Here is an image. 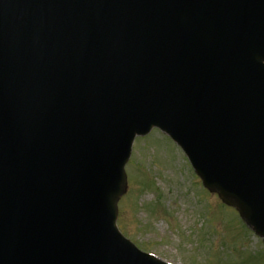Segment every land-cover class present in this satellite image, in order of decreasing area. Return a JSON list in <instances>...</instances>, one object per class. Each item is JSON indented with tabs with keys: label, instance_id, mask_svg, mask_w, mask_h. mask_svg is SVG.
I'll use <instances>...</instances> for the list:
<instances>
[{
	"label": "water",
	"instance_id": "obj_1",
	"mask_svg": "<svg viewBox=\"0 0 264 264\" xmlns=\"http://www.w3.org/2000/svg\"><path fill=\"white\" fill-rule=\"evenodd\" d=\"M152 127L264 240V0H0V264H161L115 228Z\"/></svg>",
	"mask_w": 264,
	"mask_h": 264
},
{
	"label": "rangeland",
	"instance_id": "obj_2",
	"mask_svg": "<svg viewBox=\"0 0 264 264\" xmlns=\"http://www.w3.org/2000/svg\"><path fill=\"white\" fill-rule=\"evenodd\" d=\"M117 227L141 251L171 264H264V242L236 209L209 193L180 147L153 128L124 166Z\"/></svg>",
	"mask_w": 264,
	"mask_h": 264
}]
</instances>
